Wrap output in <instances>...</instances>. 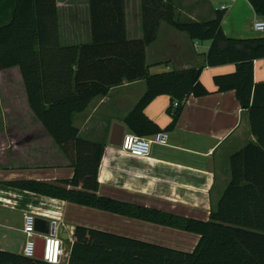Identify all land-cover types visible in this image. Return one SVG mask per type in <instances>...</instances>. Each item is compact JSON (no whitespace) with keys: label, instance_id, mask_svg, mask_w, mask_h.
Masks as SVG:
<instances>
[{"label":"crops","instance_id":"obj_1","mask_svg":"<svg viewBox=\"0 0 264 264\" xmlns=\"http://www.w3.org/2000/svg\"><path fill=\"white\" fill-rule=\"evenodd\" d=\"M173 3L176 18L181 21L207 22L222 11V29L227 37L264 38V33L254 29L264 17L256 14L248 0ZM57 4L61 45L91 43L90 0H58ZM15 9L16 0L0 4V27L10 23ZM125 9L128 38L140 39L141 0H125ZM210 46V41H194L162 22L156 41L147 48L152 74L204 67L200 80L210 92L188 98L174 129L140 136L154 141L148 158L131 156L110 144L116 124L131 133L126 120L146 93V80L125 81L107 96L93 99L86 111L74 115L82 139L105 145L98 171L99 196L184 218L210 219L231 181L232 155L257 142L236 91L219 92L214 81L216 76L234 73L236 65L206 66ZM254 79L264 82V59L255 61ZM171 104L169 95H161L144 114L165 130L173 120ZM158 135L163 136V143L155 140ZM73 176L69 158L30 107L20 68L0 71V250L23 255L24 218L29 212L36 216L39 238L43 239L55 225V234L65 249L62 264H68L79 226L188 253L197 247L200 236L193 233L10 185L18 181L60 183Z\"/></svg>","mask_w":264,"mask_h":264},{"label":"trees","instance_id":"obj_2","mask_svg":"<svg viewBox=\"0 0 264 264\" xmlns=\"http://www.w3.org/2000/svg\"><path fill=\"white\" fill-rule=\"evenodd\" d=\"M5 0H0V4ZM264 17V0H248ZM58 0H16L8 25L0 27V71L19 67L30 107L74 168L60 183L18 181L11 186L200 236L191 253L98 230L77 227L68 264H264V82H255L254 63L264 59V38L232 39L222 29L224 12L207 22L176 18L173 0H141L143 36L127 35L125 0H90L92 42L62 46ZM194 41H210L206 66L236 65L216 76L219 92L236 91L248 112L256 143L232 155V178L208 221L119 202L98 195V171L105 145L82 139L73 117L113 87L146 80L147 91L126 120L131 133L152 136L175 128L189 97L210 92L204 67L152 74L147 48L161 23ZM168 65V64H167ZM169 95L173 120L161 130L144 114L157 97ZM179 106L174 108V104ZM0 264H48L0 250Z\"/></svg>","mask_w":264,"mask_h":264},{"label":"built area","instance_id":"obj_3","mask_svg":"<svg viewBox=\"0 0 264 264\" xmlns=\"http://www.w3.org/2000/svg\"><path fill=\"white\" fill-rule=\"evenodd\" d=\"M254 29L257 32L264 33V20L258 21L254 25ZM179 104L176 102L174 108H177ZM158 142L163 143L164 139L162 135H158L155 139ZM153 140L147 137H140L133 133H126L121 150L126 154H129L138 158H148L151 154ZM23 233L25 236V246L23 255L27 258H36L37 255V240L40 237L36 230L37 219L32 213H25ZM45 241V248L43 253V261L48 264H62L65 256V249L63 241L56 234H47L43 236Z\"/></svg>","mask_w":264,"mask_h":264},{"label":"water","instance_id":"obj_4","mask_svg":"<svg viewBox=\"0 0 264 264\" xmlns=\"http://www.w3.org/2000/svg\"><path fill=\"white\" fill-rule=\"evenodd\" d=\"M126 134V129L124 126L116 124L112 130L110 144L113 146L120 147L123 143L124 136ZM40 221V220H38ZM48 234H55V225L51 226ZM45 248V241L42 238L37 240V255L36 258L43 260V253Z\"/></svg>","mask_w":264,"mask_h":264}]
</instances>
